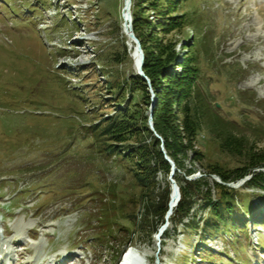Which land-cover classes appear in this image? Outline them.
<instances>
[{
	"label": "rangeland",
	"instance_id": "374dc122",
	"mask_svg": "<svg viewBox=\"0 0 264 264\" xmlns=\"http://www.w3.org/2000/svg\"><path fill=\"white\" fill-rule=\"evenodd\" d=\"M124 1L0 0V227L16 245L5 263H53L54 254L65 252L79 259L73 264H116L117 252L125 251L118 264H264L257 248L264 249V193L247 186L250 176L230 182L238 221L220 234H203L212 231L204 227L208 209L197 191L211 201L220 192L209 166L237 164L205 132L177 155L181 169L168 156L153 122L165 72L150 81L141 45L138 72ZM130 6L131 27L136 10L146 21L143 42L153 59L174 53L168 69L181 74L191 56L196 102L215 106L214 113L236 125L251 124L243 130L249 146L264 148V0H131ZM183 12L196 28L168 26L187 22ZM135 75L146 82L144 99L130 80ZM177 97L168 121L188 144ZM125 111L140 135L122 143L105 129ZM257 128L263 131L254 137ZM155 140L162 158L177 168L175 183L196 177L191 213L183 220L176 207L162 221L157 214L167 189L172 195L168 162L167 174L155 170L152 176L131 172L140 168L131 165L134 156L131 163L121 158L128 148L146 145V160L155 165ZM188 169L192 174L185 176ZM249 210L252 217L245 218Z\"/></svg>",
	"mask_w": 264,
	"mask_h": 264
},
{
	"label": "trees",
	"instance_id": "16d2710c",
	"mask_svg": "<svg viewBox=\"0 0 264 264\" xmlns=\"http://www.w3.org/2000/svg\"><path fill=\"white\" fill-rule=\"evenodd\" d=\"M173 5L176 2H171ZM152 9L159 12L160 10L155 8L152 4ZM183 15V16H182ZM180 16L186 18L187 22H176L170 20L168 26L173 28L181 26H188L189 28H196L195 24L191 22V14L183 12ZM189 18V20H188ZM174 20V19H173ZM183 23V24H181ZM160 25L155 23V26ZM196 26V27H195ZM146 21L143 19V16L139 14L138 10L134 11L132 14V30L135 34V37L139 40L142 51L144 53V64L143 71L145 75L150 79L154 80L155 74L160 72V76L163 72L165 77L163 82L165 85L158 84L160 86V91L158 93V102L154 108V129L160 134L164 140L165 150L170 156L177 168L181 169L182 164L177 159V155L182 153L185 155V151L190 149L191 146L189 143L194 140L200 133L205 132L207 136L218 141L219 149L221 153L226 154L231 157L234 162L237 164L236 167L230 168L227 165L215 164L209 166V173L217 175L224 183L235 182L243 177L250 176L247 181V186L251 188L258 189L259 192L264 193V148L255 149L251 148L248 144V138L244 135L243 130H247L248 127H251V124L244 122L238 124L244 128H240L233 122H229L221 118L216 111V107L212 106L211 110L204 107L202 104H198L195 100L194 94L196 92V80L198 77V71L194 70L192 66V57L190 56L182 66V73L176 74L170 68H173L172 64L174 61V53H169L168 56L163 59H153L151 53L148 52L144 42L142 32L145 31ZM156 28V27H155ZM169 68V69H168ZM166 71H165V70ZM134 82L135 91H142V99H144V92L146 88V82L139 76H133L130 79ZM167 87V88H166ZM172 96H178L175 104L179 106L181 113V122H182V133L184 134L185 139L188 140V144H182L180 141V133L173 130V124L168 121V118L173 119L171 114V105H172ZM129 110V109H128ZM127 111V110H126ZM119 113L117 119L114 122H111L105 132H108V137H112L117 141L124 143L129 137L136 138L139 136V129L137 127L130 129V121L127 119L128 112ZM143 127H146V124H143ZM244 130V131H245ZM262 128H257L252 130L254 137H258L262 133ZM149 132L147 128L144 129V133ZM105 134V135H107ZM96 137V132L93 133ZM171 136V138H170ZM158 141L155 140L152 145L154 150L153 154L156 157V164L151 165L149 161L146 160V154L149 153V146H139V148H128L129 153L127 155H122L121 158L127 162L133 161L132 157H135V161L131 165L135 167L140 166V168L134 169L135 173H142V169L145 171L154 174V171L161 170L163 173L167 174L169 172V166L167 162L162 158L160 151L157 149ZM104 157V155H100ZM202 155L199 152H194V160L201 162ZM138 159V160H137ZM141 164V165H140ZM192 174V170L188 169L185 171V176ZM196 181L190 182L185 180L176 179V184L179 189L180 201L176 206V212L179 213L180 219L183 220L190 216L191 208L194 203L192 201L193 194L191 191L196 190ZM216 187L220 189V192L216 197L211 201L208 197L209 193L201 195L202 192H198L199 196L203 199V208L208 209V215L204 221L205 228L210 227L212 232L203 233L204 235L220 234L225 232L226 228L232 227V220L236 221L239 219L237 216L238 211L235 210V197L236 191L232 188H229L225 185H220L216 183ZM248 187V188H249ZM192 188V189H191ZM195 188V189H194ZM194 193V192H193ZM170 189H167L163 204L158 209V217L162 221L163 216L167 212V201L169 200ZM260 194V193H259ZM261 195V194H260ZM249 215H252L249 211ZM106 218L102 216L99 220H105ZM194 216L189 222L194 224ZM240 228H244V223L242 222ZM112 231L105 234L103 238L108 240ZM205 235V236H206ZM98 245H101V240L98 236L93 237ZM127 241H125L126 243ZM86 245H90V242L87 240ZM124 243V244H125ZM121 251L117 252L115 255L116 261L120 255ZM205 260L207 258H204ZM209 259V258H208ZM114 264V262H111Z\"/></svg>",
	"mask_w": 264,
	"mask_h": 264
},
{
	"label": "water",
	"instance_id": "95a60500",
	"mask_svg": "<svg viewBox=\"0 0 264 264\" xmlns=\"http://www.w3.org/2000/svg\"><path fill=\"white\" fill-rule=\"evenodd\" d=\"M130 3H131V0H125V3H124V8H123V17H124V27H125V32H126V35L127 37L134 42L135 44V55L138 56V59H137V68H138V72L140 74H142V71H141V66L143 64V53L141 51V48H140V43L139 41L137 40V38L135 37V35L133 34L132 32V27H131V18H130V12H129V6H130ZM149 127L150 128H153V124H152V111L150 112L149 114ZM164 159L168 162V164L170 165V174H169V177H170V180H171V183H172V199L173 197H176L177 201L179 200V189H178V186L176 185V183L174 182V180L172 179L175 172L177 171V168L174 164V162L172 160L169 159L168 156H164ZM196 177L195 176H191V177H188L187 180H194ZM220 178L218 177V179L216 180L218 183L222 184V185H225L227 187H230V188H233L235 187V185L233 184H230V183H224L222 182ZM172 199L170 201H172ZM169 207H170V202H169ZM171 213V207L169 208V210L167 211V216L170 215Z\"/></svg>",
	"mask_w": 264,
	"mask_h": 264
},
{
	"label": "bare ground",
	"instance_id": "6f19581e",
	"mask_svg": "<svg viewBox=\"0 0 264 264\" xmlns=\"http://www.w3.org/2000/svg\"><path fill=\"white\" fill-rule=\"evenodd\" d=\"M124 3H125V1H124ZM131 4V3H130ZM125 6V5H124ZM130 7L131 6H129V12H130ZM124 12V11H123ZM137 57V56H136ZM172 196V195H171ZM172 199V197L169 199V200H171ZM177 198L176 197H173V199H172V201H169L170 202V207H171V211L173 210V209H175V207H176V205L178 204V201L176 200ZM169 207V208H170ZM174 211V210H173ZM171 214V213H170ZM6 249L7 248H4V249H2V253H3V255H7V253H6ZM5 259V258H4ZM0 262H2V261H0ZM149 262H151V261H149ZM115 264V263H114Z\"/></svg>",
	"mask_w": 264,
	"mask_h": 264
}]
</instances>
